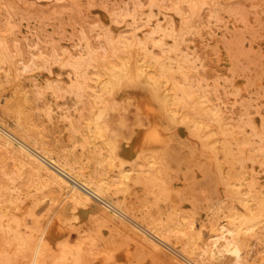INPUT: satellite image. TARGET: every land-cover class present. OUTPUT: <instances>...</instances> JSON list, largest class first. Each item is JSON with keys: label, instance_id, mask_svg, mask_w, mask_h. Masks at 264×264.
Returning a JSON list of instances; mask_svg holds the SVG:
<instances>
[{"label": "bare ground", "instance_id": "6f19581e", "mask_svg": "<svg viewBox=\"0 0 264 264\" xmlns=\"http://www.w3.org/2000/svg\"><path fill=\"white\" fill-rule=\"evenodd\" d=\"M24 1H26V0H24ZM27 1L25 2L26 4H27ZM102 1L105 2L107 0H102ZM118 1L120 2V0H118ZM139 1H141V0H139ZM150 1L153 2L152 0H150ZM154 1H156V2L155 3L153 2V3L156 4L158 0H154ZM164 1H162V4ZM215 1L216 0H171V1L168 0V2L170 4L168 7H165V8L164 7L160 8L159 4L154 5L152 3L155 7H158L159 11L156 13V11L153 10L152 11L153 13H151L150 16H148L150 14V12H146L145 14H143V16H147V17H142V15H140L142 13V9H141V12H138L137 9H135V12L137 11L139 14H133V16H134L133 21L136 24L137 23L138 24L136 26H134L133 29H131L130 27L133 26V24H135L132 21L133 24L129 27L130 29L128 28L129 30H132V32L129 31L130 35H126V34H124L125 31L122 32L121 30H119L118 26L116 25L118 23H114V21L112 22L109 18L110 16L108 17L106 14H102V20L103 21L100 18L99 19L103 22L104 28L106 29V34H104L107 36L106 39L104 38L106 40V46H105L106 50L105 51L108 55L110 54L111 56H113L115 58V61H109L112 59H109V60L107 59L108 61H106V60H104L105 57L101 58V56H99L101 60L99 59L100 63H98V66H92V64L89 65V63H87L85 61V60H87L86 57L91 55V53H88L89 51L87 50V48L89 46L86 48L84 45H82L83 47L86 48V51H88L87 52L88 54L86 53L87 56H85V59L82 60V61L86 62V63H84L85 67L84 68L82 67L84 69V71L81 69L82 72H81V75H79V76H81L82 79L79 78L76 73H75L76 75L74 76V77L77 76L78 79H81V80H79V82L77 81L76 87L78 89H76L75 91H77L79 89L86 88V87H90L92 89V95H93L92 98H94V99H92L94 101V105H92V106L97 109L96 111H94V113L92 115L90 114V112H92V111L89 112V115L91 118V119L89 118L91 120V122L89 120V122H90L89 124L87 123L88 120L84 121L87 123V126H88L87 130H89L88 132H90V149L86 152L85 156H84V152L80 151L83 153L82 156H84V157H79V156H81V154L79 155V154H76L74 152H71L68 156H64L63 155L64 153L62 155H60L59 154L60 146L59 147H58V145L53 146L55 144H58L59 142L55 143V141H54L53 144H50L49 140L47 141L43 137V135H42V137L37 136V133L35 132L36 131L35 126L39 128V126L36 125L38 122L36 120V122H37L36 123L34 120V122H35L34 123L32 121L33 119L31 120L30 115L27 111V108L28 107L34 108L35 111H37L36 113H38L40 115L42 114V112H46L44 115L46 118V115L50 116L49 114L52 113L54 106L52 107L53 104L49 101L48 97L45 98L46 96H44V99L43 98L39 99V97L37 98L34 94H32V92H29L28 89H31V88H28L26 85H25L26 87L24 88V86L21 84L20 76L22 75V73L24 74V72H28V70L25 71L24 69H26L28 67V64H29V68H32V66L30 67V64H31L30 61H29V63H27L25 65H21L20 61H22V60H20V59H19L20 61L17 59L19 61V63L17 61H11V59H10V61H7L6 59H4L5 57L2 58V60H0V149L5 154L11 156L12 159L16 158L17 163L20 166H22L23 168L24 167L28 168L30 170L29 172L32 171L33 174L35 173L37 176L43 178L47 182L46 183L47 185L50 184L53 186L52 190H54V195L52 197H50V199H48L46 197L47 200H49V201L46 205H44V208L50 207L49 206L50 203H53L54 201H56V200L58 201L59 199H61L62 201H69L70 204H72L75 207V208L73 207L74 210L76 208H78V209H81L83 211H88V210L96 211L97 214H94V216L96 218H99L96 216V215H99L98 213H100L101 216L105 220L110 221V222L114 221V218L116 216L119 217L118 219H121V220L117 221V225H118L119 229L121 230L120 233H123L125 235V237L123 236L124 241H126V239H127L130 243V246L128 247V250L126 252L125 257H128L131 254L130 253L131 248L136 243H139V242L142 244H145L146 246H148V248H150L152 251H155V252L159 250V246L168 245V247L169 246L172 247L171 249H173V248L176 249V247H174L172 244L173 243L174 244L182 243L181 250L176 249L178 252L177 255L179 256L178 259H175L176 264H252L248 258V251H249L250 245L252 243H255L257 246H259V249L262 251L261 262L259 261V263L264 264V101L257 103V105L254 106L255 109H253V107H252L253 105L250 106L251 109H253V110L249 109L247 112H245V113H248V118L246 119V122L244 124L245 130H246L244 133H247V135H248L246 142H244L243 144H242V142L240 143L239 138L236 135V131H235V121L238 117V115L236 114L237 106L240 109L239 106L242 105L241 103H243L244 95L246 94V91H245V94H243L242 91H240V89L243 90V88L246 87L245 85L249 86L250 83L248 81L252 80L251 78H254L255 76L258 77L261 74H259V72H258L257 75H255L254 77L252 76L250 79L248 78L249 79L248 81L246 79L248 84H247V82L244 83L241 80L233 79V78H236L238 76H235V74H233V72L236 70V68H235V70H232L233 66H232V69L229 66L232 64V59L229 57L230 55L229 56L228 55H222L221 59H220V62L222 63V65L225 64V66H228V67H226V68H228L227 72L225 71L224 73H221L220 72L221 68L219 69V71H216V69L214 67H212V66H214L213 63L215 62L212 55H215L219 51H217L215 53L214 52L215 50L213 49L214 53L212 52L213 53L212 55L204 54L203 52L200 51V49H202V47L200 46L201 48H199V46H198V45H200L199 43L201 42V41L200 42L198 41L199 38H197V40L195 38L192 39V37H194V36H197V37H203L204 36L205 38H207V37L209 38V36L211 35L210 33L212 30L207 29L205 27L204 28L200 27V25H199L200 23L197 21L201 20V16L199 17V9L200 10L204 9V8L201 9L200 7L201 6L203 7V4L210 6V4L214 3ZM51 2H52V0L49 2V4ZM104 2H103V4H104ZM123 2L121 0V3H123ZM146 2H147V0H146ZM216 2H218V1H216ZM145 3L141 2V4H145ZM251 3H253V2H251ZM263 3H264V0H263ZM31 4H32V2L30 3V5ZM125 4H126V1H125ZM131 4L133 5L135 3L132 2ZM131 4H126V5L129 6ZM136 4H138V3H136ZM141 4L139 2V5H141ZM152 4H150V6ZM217 4L219 5V2ZM34 5H35V2L31 6H34ZM117 5H118V3H117ZM218 5L215 4L216 7ZM260 5H262V4H260ZM100 6L106 7V4L102 5V2H101ZM136 6H138V5H136ZM207 6H206V8H207ZM212 6H214V5L212 4ZM215 6H214V8H216ZM262 6H264V5H262ZM47 7L48 6H46V8ZM125 7H124V9H125ZM142 7L143 6H141V8ZM67 8H69V7H67ZM127 8L128 7H126V9ZM138 8H140V7L138 6ZM150 8H152V7H149V9ZM62 9L65 10V8H62ZM116 9H118V7H116ZM116 9L115 10L111 9V10L116 12ZM120 9L121 10L119 12L122 11V8H120ZM130 10L132 11V9H130ZM133 10H134V8H133ZM221 10H222V8H221ZM112 11H110V9H109V14ZM206 11H205V13H206ZM211 12H209V13L211 14ZM19 13H21V12H19ZM46 13L47 12H45V14ZM60 13L62 14V12H60ZM60 13H58V14H60ZM127 13H125L126 16L130 15L129 17L132 20L131 13L128 15H127ZM143 13H144V11H143ZM209 13L207 15L204 14V16L205 17L208 16ZM213 13L215 14L216 10H214ZM217 13H218V11H217ZM55 14H57V13H55ZM146 14H148V15H146ZM219 14H220V12L217 14V16ZM7 15L8 14H6L5 16L7 17ZM32 15H34V14H32ZM38 15L39 14L36 15L37 17L36 16L34 17L36 20H37V18H39ZM47 15L49 16L50 14L47 13ZM52 15H50V16H52ZM112 15H114V14H112ZM117 15H118V13H117ZM220 15H219V17H220ZM114 16H116V15H114ZM122 16H123V14H122ZM197 16L200 18V20H197V18L195 19V17H197ZM209 16H211V15H209ZM117 17H119V15ZM16 18H19V16H17ZM56 18H58V17H56ZM113 18H115V17H113ZM125 18H127V17H125ZM2 19H1V24L4 22V21L2 22ZM35 19H34V21H36ZM49 19H51V17ZM115 19H117V20H115L117 22L118 18H115ZM120 19H121V17H120ZM221 19L220 20L216 19V20L221 21ZM9 20H11V17ZM32 20H33V17H32ZM40 20H42V18ZM53 20L58 21L54 17L51 20L52 21L51 23H54ZM225 20L226 19H224V22H225ZM228 20H230V19H228ZM125 21H126V19H125ZM211 21H213L212 18H211ZM211 21L209 22V24H211ZM27 22H29V20ZM27 22H26V24H27ZM122 22H124V21H122ZM196 22L199 24H197ZM214 22L215 21H213V23ZM222 22H221V24H222ZM5 23H6V21H5ZM8 23L12 24L11 22H8ZM8 23L6 25H8ZM127 23L131 24V22L130 23L126 22L125 24H127ZM10 24L8 26H10ZM120 24H121V22H119V25ZM205 24H207V23H205ZM205 24H203V25H205ZM231 24H233V21ZM46 25H47V23H46ZM51 25H53V24H51ZM223 25L220 27H223ZM226 25H227V23L225 24V27H223V28H226ZM8 26H6V27L8 28ZM63 26H64V23H63ZM125 26H127V25H125ZM207 26H209V28L215 27L214 25L211 27H210V25H207ZM6 27H5V29H6ZM53 27H55V26L53 25ZM95 27H93V28H95ZM218 27H219V25H218ZM218 27H216V28H218ZM12 28H14L13 25H12ZM16 28H17V26L15 27V29ZM18 28H19V26H18ZM36 28H38V27H36ZM227 28L229 29L230 27L227 26ZM227 28H226V30H224V29L223 30L227 31ZM221 29L222 28H220V30ZM9 30H10V32H8V34L10 33L9 35H11V33L14 34L12 32L13 30L11 31V28ZM33 30H35V29H33ZM59 30L60 29H58V31ZM220 30H219V32H220ZM58 31L56 30L55 34ZM59 32H61V31H59ZM254 32H256V31H254ZM26 33H28V32H26ZM58 33H57V35H58ZM83 33L84 32H82V35H83ZM4 34H6V37L9 36L7 33H4ZM127 34H128V32H127ZM158 34L160 35V38L158 36H156ZM224 34L222 33L220 35H224ZM52 35H51V37H52ZM57 35H55V36L57 37ZM65 35H66V33H65ZM3 36H4V38H6L5 35H3ZM217 36H219V35H217ZM98 37H101V36L99 35ZM213 37L214 36H212L211 39L214 40ZM60 38H61V34H60ZM48 39H51V38L49 37ZM67 39H69V37ZM194 39L196 42L198 41L199 43L197 44L195 41H193ZM18 41H19V39H18ZM39 41H41V40L39 39ZM60 41H64L63 38ZM69 41H70V39H69ZM1 43H0V45H1L2 49H0V50L2 51L4 45L7 43L3 42L4 45ZM16 43H18V42L16 41ZM74 43H77V42H74ZM83 43H84V41H83ZM100 43H99V45H100ZM207 43H208V41H207ZM212 43H213V41H212ZM39 44L37 43L36 45H39ZM214 44H215V42H214ZM36 45H34L33 48L37 47ZM49 45H51V44H49ZM201 45H202V42H201ZM23 46H25V45H23ZM153 46H159V48H161V50H162L161 52H163L162 56L159 53V55L161 57H159V58H158V56L156 57V55L154 54V52L152 50L154 48ZM205 46H206L205 48H207V44ZM18 47H17V50L19 49ZM38 47H40V46H38ZM70 47H71V45H70ZM96 47H99V46H97V44H96ZM105 47H103V50ZM208 47H209V45H208ZM211 47H214V46H211ZM211 47H209V48H211ZM219 47H216V48H219ZM5 48H6V46L4 47V49ZM33 48L31 49V47H30V49L32 50V51H30L31 52L30 54H32V52L34 51ZM40 48H42V47H40ZM205 48H203V51L207 52L206 50H204ZM156 49H157V47H156ZM96 50H94L95 51L94 53H97ZM216 50H218V49H216ZM42 52H43V50L41 51V54H42ZM80 52H82V51H80ZM99 52H101V51H98V53ZM227 52H229V51H227ZM3 53L0 52L1 55ZM44 53H46V49L44 50ZM37 54H39V52ZM217 54L219 56L220 52ZM53 55H51V56H52V58L54 57V59H55V57L57 55L56 56H53ZM18 56H16V58H18ZM36 56H38V55H36ZM82 56H83V54H82ZM111 56H109V57L111 58ZM44 57L46 58L45 55H44ZM58 57H59V55H58ZM39 58H40V56H39ZM45 58L43 59L44 64H46L50 60L48 58H46L48 60H45ZM79 58L80 57H78V59ZM33 59H35V57ZM81 59H82V57H81ZM36 61L37 60H35L33 62L31 59V62H33L34 64ZM45 61H47V62H45ZM62 61H63V58H62ZM217 61H218V59H217ZM50 62H51V60H50ZM62 64H64V62ZM62 64L60 65V67L62 66ZM216 64H217V62H216ZM41 65H40V70L43 68V67L41 68ZM53 65H55V64H53ZM35 66H36V64H35ZM46 66H48V65L46 64ZM46 66H45V69H46ZM49 66H51V65H49ZM49 66H48V68H49ZM63 67L65 68L66 66H62L60 69H62ZM213 68L215 69V71L213 70ZM230 69L233 72L229 71ZM46 70L50 71V69H46ZM242 70H243V67H242ZM37 71L38 70L34 69V71H31V72L36 73ZM56 71H57V69H56ZM41 72H40V74H42ZM230 72H231V74H230ZM263 72L260 71V73H263ZM50 73H52V72L50 71ZM50 73L48 72L49 75H50ZM53 73H56V72H53ZM28 74L30 75L31 73L29 72ZM56 74H57V76H59L58 73H56ZM65 74L68 76V75H70V72H69V74H68V72ZM78 74H80V71ZM46 75H47V73H46ZM46 75H44V76L46 77ZM231 75H234L235 77L233 76V78H232ZM52 76H54V75H52ZM28 78H29V76L27 78H24V79H28ZM258 78H257L258 79L257 81H255L256 79L254 80L255 82L253 81L256 84V86L260 84V79L262 77L259 76ZM263 78H264V76H263ZM30 79H33V78H31V76H30ZM48 79H46V80H48ZM69 79L72 82L71 77ZM70 80H68V81L70 82ZM38 81H36L35 83H38ZM48 81H51V80H48ZM54 81H56V80H54ZM54 81H51V83H53ZM60 81L61 80H59V83H60ZM63 81H64V79H63ZM65 81H66V79H65ZM90 81H92L94 83L90 84ZM33 82H34V80H32V84H33ZM57 83H58V81H57ZM65 83L63 82L64 86H65ZM74 83H76V82H74ZM74 83H72V84H74ZM251 83H252V81H251ZM30 84H31V82H30ZM39 84H37V86ZM43 84H42V87L43 86L45 87V85H43ZM61 84H62V81H61ZM262 84H264V83H262ZM137 85L146 86L148 88V92L146 94H141V93L137 92L136 91ZM37 86L36 87L32 86V87H35L34 89L37 90L36 89ZM48 86L51 87V89H52V85L49 84ZM64 86H62V88ZM42 87H40V88H42ZM56 87H58V86H56ZM54 88L55 87H53V91H54ZM70 88H72V87H70ZM263 88H264V86H263ZM44 89H46V87L43 88V90ZM47 89H48V87H47ZM47 89H46V91H47ZM51 89H49V90H51ZM56 89L59 90V88H56ZM258 89H259V86H258ZM5 90H10L11 92L8 93L7 97H2L4 95L3 91H5ZM63 90H64V88H63ZM69 90H67V91H69ZM32 91H34V90H32ZM53 91L51 90L50 92H53ZM75 91L73 88V92H75ZM252 91L253 90H251V92ZM254 91H255V89H254ZM256 91H258V90H256ZM35 92H37V91H35ZM45 92H43L44 95L48 94ZM65 92L62 94L63 96L65 95ZM70 92H72V91L70 90L69 93ZM82 92H81V95H82ZM53 93L56 96H58L56 94L57 93L56 91ZM58 93H59V91H58ZM60 93H61V91H60ZM77 93H78V91H77ZM77 93H75L76 96L78 95ZM85 93H86V91H85ZM253 93L255 94V92H253ZM259 93H260V91H259ZM263 93L264 92H262V94ZM41 94H42V92H41ZM257 94H258V92H257ZM257 94H255V95H257ZM70 95H71V93L69 95H67V97ZM53 96L54 95H52V96L50 95V97H53ZM79 96H80V94H79ZM79 96H78V99H75L76 97L74 98V96H73V98L75 99L76 102L72 98L73 99V100L71 99L72 105H73V102H74V104L75 103L78 104L77 102H79V98L80 97L82 98V96H80V97ZM257 96L255 98H257ZM64 97H62V100L64 101V103L62 102V100L60 98V101L63 104H65V102H66L65 99L66 100L68 99V98L64 99ZM263 97L264 96L262 95L261 98H263ZM55 99H59V98H57V97L54 98L53 102H55ZM248 99L253 100V98H249V97H248ZM247 101L249 102V100H247ZM257 101H258V99H257ZM254 102H256V101H254ZM56 103L57 102H55V105H56ZM239 103H240V105H239ZM247 103H246V105L249 104V103L248 104ZM59 104L60 103L58 102L56 106L63 105V104H60V105ZM80 104H78V106H81ZM68 105H69V103L67 104V106ZM244 105L245 104H243V108L245 109ZM67 106L65 105L66 108H67ZM70 106L71 105H69L68 107H70ZM71 107H75V105L71 106ZM71 107H70V109H73ZM56 108H58V107H56ZM66 108H64V109H66ZM70 109H68V110L72 111ZM78 109H80V108L78 107ZM241 110H239V111H241ZM31 111L29 110L30 114L33 113ZM58 111H59V109H58ZM239 111L237 113H239ZM72 112H71V115L73 114ZM74 112L77 113L78 111L77 112L74 111ZM84 112H86V110ZM10 113H13V115H14L13 119L8 118ZM47 113H49V114H47ZM53 113L55 114V117L60 115V117L58 116L59 119L63 116V114H60V112L58 115H56L54 110H53ZM64 113H65V111H64ZM79 113H80V111H79ZM65 114H64V116H65ZM35 116H37V118L39 120L38 115H35ZM42 116H40V117L42 118ZM51 116H52V114H51ZM74 116H75V114H74ZM80 116H81V114H80ZM243 116L245 117L247 115L244 114ZM65 117H63V118H65ZM51 118H50V120H51ZM68 118H69V115L66 119H68ZM47 120H48V122L50 121L49 119H47ZM52 120H51V122H52ZM61 120H62V118H61ZM64 120H62V121H64ZM69 120H70V118H69ZM45 121L46 120H44V122ZM53 122L55 123L57 121L54 120ZM79 122H80V119H79L78 123ZM55 124L52 123V126L54 125L53 127H55ZM61 124H63V122H61ZM82 124H84V126H86L85 123H82ZM240 124H242V122H240ZM56 125H59V124H56ZM46 126H48V123ZM62 126H63V128H64V126L67 127L66 125H61V127ZM76 126H77V124H76ZM79 126H80V124H79ZM81 126H83V125H81ZM68 127H69V125H68ZM72 127H70V128H72ZM80 127H79V129H80ZM81 128L83 131V127H81ZM84 128H86V127H84ZM241 128H243V127H241ZM39 129H42V126ZM55 129L58 130L59 128H54V130H51L52 133H53V131H56ZM64 129H67V128H64ZM79 129H77V130H79ZM38 130H37V132H39ZM43 130H47V127L45 129V126H44ZM43 130H41V132ZM73 130H75L74 131V134H75L76 129H72V131ZM87 130L85 129V131H87ZM59 131L60 130L57 131L58 134H59ZM45 132L48 133L49 131L47 130V131H44V133ZM78 132L80 135L81 131H78ZM82 133H84V131ZM38 135H39V133H38ZM71 135L72 134H70V136ZM46 136H48L50 139V135H46ZM52 136L53 135H51V137ZM54 140H56V138ZM58 141H60V139H58ZM82 141H83V143H85L83 138H82ZM50 142H51V140H50ZM69 142L72 143V141H69ZM61 143H64V142L62 141ZM79 143H80V141H79ZM77 144H78V142H77ZM87 144L85 143V145H87ZM99 145H102V148L104 147L103 149H105V152H102V150H101V152L96 150V147ZM67 147H69V146H67ZM64 148H65V146H64ZM75 148H76V146L74 147V149ZM61 149H63V148H61ZM69 149L71 150L72 148H69ZM74 149H72L71 151H73ZM83 149H84V147H83ZM84 150L86 151V148ZM185 152H187V154L190 152L192 154L195 153V155L197 154V157L194 158V160L193 159L191 160V158L188 157L189 154L187 156ZM67 153L68 152H66V154ZM179 154H183V156H181ZM192 154H191V156L193 158L194 155H192ZM14 160L15 159H13V161ZM226 162L232 163V171L230 170L231 172H229V173H227L228 170H226V167H225ZM126 163H128L129 165L125 166ZM150 163H152V164L150 165ZM145 164L146 165L148 164L150 166V168H152L151 167L152 165L154 168V166L156 164H158V167H159L158 171L159 172L161 171L160 173L162 174V176L158 177V178L154 177L156 175H152V177L149 175V177H146L143 179L146 181H147V179L150 180L152 182V186L154 185L155 188L159 187V189H156V191H154L155 194H152V195H156L158 193L157 190H160L158 195H162L161 192H163L164 197L169 198L172 201L174 200L173 202L176 203L174 206L171 207V211H169L168 214L164 213L165 215H163V212H162V209L164 208V206L160 207L159 206L160 203L158 205L157 204L152 205L151 207L149 206L151 209L148 210V212L143 213V216H142V219L145 222L144 224L146 226L134 218V217L138 216L137 212L139 211V207H140L138 204L139 201H138V203H136L134 201L136 204H138V206H137L136 204L134 205V202H133V200H135L136 198H134L132 200L133 203L128 201V199H127L128 195L134 191V189L137 187V185H140V184H138V181L142 180L143 175L141 174L142 175V177H141L139 173L141 171L143 172L144 169L142 167H144ZM1 165H2V163H1ZM104 165H105V167H104ZM15 166H17V165H15ZM7 167H8V165H7ZM22 167L20 168L21 171H23ZM1 168H4V167L0 166V170H1ZM17 168H16V171H17ZM108 168H109V170H108ZM8 169L6 168L7 171H8ZM176 170H179L180 174L179 173H177V174L178 175L182 174L184 180L187 178L186 179L187 181H188V179H192L193 174H194V172H193L194 170L202 171L205 173V175L207 177L206 179L210 184H213V185H216L217 183L222 184L224 186V189L221 192H218L219 193L218 199L214 202L213 205L209 204L210 206L208 205V207H207V204L202 205V202L204 199L203 198L201 205L202 206L206 205V206L199 207L200 205L196 206L193 203L194 204V205L192 204L193 206L187 207L186 205H184L183 202H180V198L182 197L181 191L178 193L179 189L177 188V191H175V189L173 188L174 185L172 183L171 173L175 172V174H176V172H177ZM4 171H5V169H4ZM13 171H15V170H13ZM210 171H211V173L214 172L216 175L213 176L214 173L212 175L210 173ZM112 172L116 173L115 177L117 176V178H119L118 180H120L119 182L116 181L117 184H119L118 186H117V184L115 185V181L113 182V180L116 178L112 179V177H114L111 174ZM148 172L152 173L150 170H148ZM32 173H30V174H32ZM1 174L5 175L3 173H1ZM17 175H20V174H17ZM23 175L24 174H21V176H23ZM11 176H12V174H11ZM15 176L16 175H14V177ZM29 176L30 177L27 176L29 179L32 178L31 175H29ZM33 176H35V175H33ZM8 177H10V176H8ZM36 178H38V177H36ZM179 178L180 177L178 176L177 180H179ZM16 180L17 179H15L14 181H16ZM202 180H204V178ZM10 181H12V180H10ZM19 181H21V179ZM7 182H9V181H7ZM142 182H141V185H142ZM199 182H200V180H199ZM3 183L0 185H4ZM29 183H31V179L29 180ZM189 183H190V181H189ZM143 184H144V182H143ZM146 184L148 185V183H146ZM192 184H193V182H192ZM33 185H35V184H33ZM186 185H185V188L191 186L190 184H188L189 186L187 185V187H186ZM206 185H209V184L207 183ZM144 186L147 188V186L145 184H144ZM193 187L195 188V185ZM28 188L26 187L27 191L29 190ZM34 188L37 189L38 187L34 186ZM194 188L191 190H194ZM211 188L213 189V187H210V189ZM152 189H154V188H152ZM144 190H146L145 193L149 192L147 189H144ZM180 190H181V188H180ZM208 190L205 189L206 192ZM214 190H215V187H214ZM215 191L217 192V189ZM215 191H214V193L217 197V193ZM15 192H16V189H15ZM137 192L138 191H136L135 193L137 194ZM189 192H191V191L189 190ZM206 192H205V194H207ZM25 193H27V192H25ZM25 193H21V194H25ZM199 193H203V190L201 192L199 191ZM209 193H211V192L209 191ZM158 195H156V196H158ZM187 195H189V194H186L183 198L187 197ZM197 195H199V194H197ZM107 196H113L114 197V199H112L113 201L108 200ZM156 196H154V197H156ZM190 196L192 197V195H190ZM210 196H212V195H210ZM27 197H25V198H27ZM130 197H131V195H130ZM194 197H195V195H194ZM207 197H209V196H207ZM36 198L39 199L38 197H36ZM183 198H181V199H183ZM187 198H189V197H187ZM44 199L42 197L39 200H40V202L44 203V202H46V201H44ZM92 199L97 201L101 206L106 208L109 212L106 210H103L100 206L96 205ZM137 199L139 200V198H137ZM162 199L163 198H161L160 200H162ZM192 199H193V197L190 198V200H192ZM142 200H143V198H142ZM156 200H157V197H156ZM163 200L166 201L165 199H163ZM185 200H188V202L190 204L192 203L191 201H189V199H185ZM205 200L207 201L206 197H205ZM208 200H209V198H208ZM36 201L38 203V200H36ZM8 202H9V199H8ZM147 202H145V206H146ZM150 202H152V201H150ZM153 202L157 203L156 201H153ZM235 202H238L240 204L241 210H239L236 207V205L234 204ZM33 204H35V202ZM199 204H200V202H199ZM1 205H2V203H1ZM35 205H37V204H35ZM59 205H60V200H59ZM61 205H64V204L61 203ZM72 205H71V208H72ZM168 205L169 204H167V206ZM63 207H62V209H63ZM140 208L142 209V207H140ZM146 208H147V206H146ZM206 208H208V209L206 210ZM29 210H30V207H29ZM70 210H73V209H70ZM167 210H169V209H167ZM0 211H1V209H0ZM27 212H28V207L26 204H17L15 210H13V211L7 210V211H5V213L1 212V213H3L2 215L4 217L6 216V218H7V221L9 224V225L8 224L7 225L10 228V232H11V238L10 239H12V241H9L10 239L5 240L8 242L7 244H9V242L11 243L10 247H9L10 249L8 248V250H9L8 255H10L12 252H15L14 250H16L17 251L16 254L18 253L22 257V263L21 264H40V263L51 264L53 262L54 258L58 255L61 257L60 259H65V258L73 259L72 261H76L78 263L80 262V258L82 256L86 258V256H85L86 254L84 253L81 256V253H83V252L80 251L84 247H82L81 249H79V248L77 249L76 244L79 245L80 242H78L76 244L73 243V241L72 242L68 241V242L62 243V244L56 242L57 237L60 235V233L58 231L60 229L61 221L59 219H57L53 223V225H52L53 227L51 230H46V227H44V226H42V228H40V230H39V229H37L38 227L33 228L34 227L33 224H32L33 227L31 226V228H28L27 227L28 225L26 226L27 223L24 219V215ZM204 212L205 213L209 212V213L205 214ZM32 213H34V212H32ZM3 216H1V217H3ZM68 216L69 215H67V217ZM198 218H201L200 223L197 222ZM34 220H33V222H34ZM100 221H102V220H100ZM107 221H105L104 223H106ZM37 222H38V220H37ZM36 223H34V224L36 225ZM39 223H40V221H39ZM63 223H64V221H63ZM104 223H102V225ZM127 223L129 224V226L126 225ZM4 225L1 223V227ZM114 225H115V223H114ZM130 225L133 228L140 231L143 235H145V237L137 235L134 232H132L131 229L129 228ZM115 226H113V227L116 228ZM205 226H207V228H208L206 231H205ZM29 227H30V224H29ZM113 227H112V229H113ZM106 228H107V226H106ZM108 229L112 230L111 227L110 228L108 227ZM119 229H117L118 231L116 230L118 233H119ZM5 230L6 229L4 228L3 231H5ZM113 231H115V229ZM113 233L115 235V232H113ZM2 234H4V233H2ZM78 236L80 237V235H78ZM117 236H120V235H117ZM120 237H121L120 239H122V236H120ZM81 238H82V236H81ZM84 238H86V237L84 236ZM87 238L89 239V237H87ZM92 238L94 239L93 236H92ZM93 239H92V241H93ZM72 240H73V238H72ZM1 241H3V240H1ZM96 241H98V240H95L94 242H96ZM170 243H172V244H170ZM3 244H5V243H2V245ZM81 244H82V241H81ZM95 244H97V243H95ZM11 246H12V248H14L13 251L11 250ZM90 246H91V242H90ZM89 247H88V249H89ZM91 247H93V246H91ZM85 248L87 249L86 246H85ZM139 249H138V251H140ZM136 250L137 249H135V251ZM10 251H12V252H10ZM85 251H87V250H84V252ZM91 251H88V253ZM106 251H108V250H106ZM99 252L102 253V250H100ZM103 252H105V251H103ZM96 253L97 252H95L94 255H96ZM172 253H174V252H172ZM28 254H30L31 257L28 260H25V258L29 257ZM137 254H136V256H137ZM252 254H254V253H252ZM8 255L5 254V256H7L6 260L10 259V257ZM89 255H90V253L88 254V256ZM177 255H173V256L176 257ZM104 256L102 255V258ZM12 257H14V254L12 255ZM97 257L99 258V256H97ZM60 259H59V262H61ZM87 259H89V258H87ZM90 259H91V257H90ZM90 259H89V261H92ZM14 260H15V258H14ZM10 261H12V258ZM14 262H16V260ZM83 262H84V264H87V263H85L86 261H83ZM91 263L94 264L95 262H91ZM104 263H105V260H104ZM5 264H7V263H5ZM13 264H15V263H13ZM56 264H60V263H56ZM88 264H89V262H88ZM99 264H101V262H99Z\"/></svg>", "mask_w": 264, "mask_h": 264}, {"label": "rangeland", "instance_id": "374dc122", "mask_svg": "<svg viewBox=\"0 0 264 264\" xmlns=\"http://www.w3.org/2000/svg\"><path fill=\"white\" fill-rule=\"evenodd\" d=\"M3 1V2H2ZM27 1V0H26ZM26 1H24V0H0V24H1V19H2V24L0 25V41L2 42H0L1 44H3L4 45V43H7V44H5L4 45V47L6 46V48L8 49H4V47H3V50L1 51L0 50V52H4L2 55L0 54V60H2V58H4V59H6L7 61H10V59H11V61H17L18 63H19V61L20 60H22V61H20V64L21 65H25V64H27V63H29V61H30V67L32 66V68H29V64H28V67L26 68V69H24L25 71L26 70H28V72H24V74L22 73V77L20 76V80H21V84L24 86V88L27 86L28 88H31V89H28L29 90V92H32V94H34L37 98L39 97V99L41 98H43L44 99V96H46L45 98H47L48 97V99H49V101L53 104L52 105V107L54 106V108H53V110L55 111V113H56V115H58L59 114V112H60V114H63V116L61 117L62 118V120H64V121H62L61 120V118L59 119V117H60V115H58V116H56L55 117V114L53 113V110H52V116H51V114H49V113H47V114H49L50 116H48V115H46V118H45V113L46 112H42V114L40 115V114H38V113H36L37 111H35V109L34 108H30V107H28L27 108V111H28V113H29V115H30V118H31V120L34 122V120H35V122H36V120H37V124L36 125H38L39 126V128H41V126H42V129H39L38 127H36L35 126V128H36V133H37V136H39V137H42V135H43V137L48 141L49 140V143L50 144H53V142L55 141V143H58V144H55V145H53V146H57L58 145V147L60 146V148H59V154L60 155H62L63 153V155L64 156H68L71 152H74V153H76V154H81V156H79V157H84L85 156V154H86V152L90 149V132H88L89 130H87L88 129V126H87V123L89 124L90 122H91V118H90V115H89V112L90 111H92V112H90V114L92 115L93 113H94V111H96L97 109L96 108H94L92 105H94V101L92 100V99H94V98H92L93 97V95H92V89L90 88V87H86V88H83V89H79V90H77L78 91V93H77V91H75L76 89H78L77 87H76V85H77V81L79 82V80H81L82 78H81V76H79V75H81V72H82V70L84 71V67H85V64L84 63H89V65H91L92 64V66H98V63H100V61H99V59H100V57L99 56H101V58H104L105 57V59L104 60H106V61H108L109 59H112V60H109V61H115V58L113 57V56H111L110 54L108 55L107 53H106V35H104V34H106V29L104 28V25H103V20H102V14H106L109 18H110V20L113 22L114 21V23H118V24H116L117 26H118V28H119V30H121L122 32H124V34H126V35H130L129 33L130 32H132V30H129L130 28L131 29H133V27L134 26H136L137 24L133 21V14H139L138 12H141V9H142V13L140 14V15H142V17H147V16H143V14H145L146 12H150V14L148 15V14H146V15H148V16H150L151 15V13H153L152 11L153 10H155L156 11V13L159 11V9H158V7H155L154 5H156V4H159L160 5V8H165V7H168L169 6V2H168V0H158L157 1V3L156 4H154L156 1H154V0H152L153 2H151L150 0H147V2H146V0H141V1H139V0H125L126 1V4H131L132 2L133 3H135V4H131V5H126L125 4V1L124 0H122V2L123 3H121V0H120V2L118 1V0H107V1H102V0H52V4L50 3L49 4V2L51 1V0H28L27 1V4L25 3ZM40 3H39V2ZM146 3H145V2ZM160 1V2H159ZM162 1H164L163 2V4H162ZM171 1V0H170ZM216 1H218L219 2V5L217 4L218 2H216ZM214 3H212L214 6H215V4L216 5H218L216 8H214V6H212V4H210V6L208 5H205V4H203V7L201 6L200 8L202 9V8H204V9H202V10H200L199 9V17L201 16V20H200V18L197 16V17H195V19L197 18V20H200V21H197V22H199V23H197V24H199L200 25V27H205V28H207V29H211L212 31H211V35L209 36V38L207 37V38H205L204 36V38L203 37H197V36H194V37H192V39L193 38H195L196 40H197V38H199L198 39V41L200 42H202V45H201V42L199 43L198 41L196 42L195 41V39L193 40V41H195L197 44L199 43L200 45H198L199 46V48H201L202 47V49H200V51L201 52H203L204 54H210V55H212L214 52L216 53L217 51H219L220 52V54H219V56H218V54L217 53H219V52H217L215 55H212L213 56V58H214V63H213V65L214 66H212V67H214L215 69H216V71H219V69L221 68V70H220V72L221 73H224L225 71L227 72V70H228V68H226V67H228V66H225V64H223L222 65V63L220 62V59H221V56L222 55H230L229 57L232 59V64L231 65H229L230 66V68L232 69V66H233V69L232 70H235V68H236V70L233 72L231 69L229 70V71H232L233 72V74H235V76H238V77H236V78H233V76L234 75H231V77L233 78V79H236V80H241V81H243L244 83H246L252 76L254 77L255 75H257V73L259 72V74H261V75H259L260 77H262L261 79H260V84L259 85H257L256 86V84L254 83L255 81H257L259 78V76L257 77V76H255L254 78L256 79H254V78H251L252 80H250V81H248L249 83H250V87L248 86V85H245L246 87L245 88H243V90L242 89H240V91H242V93L243 94H245V91H246V94L244 95V99H243V103H241L242 105H240V103H239V107H240V109L238 108V106H237V110H236V114L238 115V117H237V119H236V121H235V131H236V135L238 136V138H239V142L241 143L242 142V144L244 143V142H246V139L248 138V135H247V133H244L246 130H245V127H244V124H245V122H246V119L248 118V113H245V112H247L249 109L250 110H253V109H255L254 108V106L255 105H257V103H260V102H262V101H264V97L263 98H261V96L263 95L264 96V93L262 94V92H264V88H263V86H264V84H262V83H264V78H263V74H264V6H262V5H264V3H263V0L261 1V0H216ZM13 2V3H12ZM32 2V4H34V2H35V5L34 6H31L30 5V3ZM44 4H43V3ZM48 2V3H47ZM101 2H102V5H104V4H106V7H101L100 5H101ZM103 2H104V4H103ZM113 2V3H112ZM128 2V3H127ZM139 2H140V4H141V2H143V3H145V4H141V5H139ZM150 2V3H149ZM251 2H253V3H251ZM25 3V4H24ZM109 3V4H108ZM112 5H111V4ZM116 3V4H115ZM117 3H118V5H117ZM136 3H138V4H136ZM149 3V4H148ZM154 5H153V4ZM114 4V5H113ZM121 4V5H120ZM150 4H152L151 6H150ZM260 4H262V5H260ZM45 5V6H44ZM123 5V6H122ZM135 5V6H134ZM136 5H138L140 8H138V6H136ZM46 6H48L47 8H46ZM98 6V7H97ZM121 6V7H120ZM128 7L127 9H126V7ZM134 6V7H133ZM141 6H143L142 8H141ZM154 6V7H153ZM206 6H207V8H206ZM67 7H69V8H67ZM116 7H118V9H116ZM124 7H125V9H124ZM149 7H152V8H150L149 9ZM210 9H209V8ZM53 8V9H52ZM62 8H65V10L64 9H62ZM67 8V9H66ZM102 8V9H101ZM106 8V9H105ZM110 9V11H112V10H115L116 9V12L118 13V15H119V17H117L118 15H117V13L115 12V11H112V12H110V14H109V9ZM120 8H122V11L121 12H119L121 9ZM133 8H134V10H133ZM221 8H222V10H221ZM72 9V10H71ZM75 9V10H74ZM78 9V10H77ZM87 9V10H86ZM112 9V10H111ZM130 9H132V11L130 10ZM135 9H137V11L135 12ZM212 9V10H211ZM218 9V10H217ZM118 10V11H117ZM124 10V11H123ZM130 10V11H129ZM149 10V11H148ZM207 10V11H206ZM210 10V11H209ZM214 10H216V15L213 13L214 12ZM221 10V11H220ZM72 11V12H71ZM106 11V12H105ZM143 11H144V13H143ZM201 11V12H200ZM205 11H206V13H205ZM212 11V12H211ZM217 11H218V13L220 12V14L222 15H220V17H219V15L217 16ZM19 12H21V13H19ZM32 12V13H31ZM35 12V13H34ZM45 12H47L48 14H50V15H52L54 12L55 13H57V14H53L52 16H48L47 15V13L45 14ZM60 12H62V14L60 13ZM74 12V13H73ZM90 12V13H89ZM116 14H115V13ZM128 12V13H127ZM133 12V13H132ZM204 12V13H203ZM209 12H211V14L209 13ZM39 14L38 15V17L39 18H37V20L34 18L37 14ZM58 13H60V14H58ZM97 13V14H96ZM114 14V15H116V16H114V15H112V14ZM123 14V16H122V14ZM125 13H127V15L128 14H130L131 13V18H132V20L130 19V15H128V16H126V14ZM202 13V14H201ZM209 13V15H211V16H204V14H208ZM6 14H8L7 15V17L5 16ZM12 16H11V15ZM32 14H34V15H32ZM44 14V15H43ZM65 14V15H64ZM28 15V16H27ZM46 15V16H45ZM55 15V16H54ZM121 15V16H120ZM225 15V16H224ZM5 16V17H4ZM17 16H19V18H16ZM10 17H11V20H9L10 19ZM15 19H13V18ZM32 17H33V20H32ZM37 17V16H36ZM42 18V20H40L41 18ZM51 17V19H49ZM55 17V19H57L58 21H56V20H53V22L54 23H51L52 21V19ZM56 17H58V18H56ZM61 17V18H60ZM112 17V18H111ZM113 17H115V18H118V21L119 22H121V24L119 25V22L117 21H115V20H117V19H115V18H113ZM120 17H121V19H120ZM123 17V18H122ZM125 17H127V18H125ZM6 18V19H5ZM98 18V19H97ZM102 20H100V19ZM211 18L213 19V21H215L214 23H213V21H211ZM215 18V19H214ZM222 18V19H221ZM226 19L225 20V22H224V19ZM17 19V20H16ZM34 19L36 20V21H34ZM121 21H120V20ZM125 19H126V21H125ZM216 19H221V21H219V20H216ZM228 19H230V20H228ZM29 20V22H27ZM33 22H32V21ZM60 20V21H59ZM233 21V24H231L232 23V21ZM5 21H6V23H5ZM11 22L12 24H10V23H8V22ZM27 22V24H26V22ZM50 21V22H49ZM122 21H124V22H122ZM135 23V24H133V22ZM211 21V24H209V22ZM217 21V22H216ZM224 23H223V22ZM15 22V23H14ZM17 22V23H16ZM102 22V23H101ZM126 22H131V24H125ZM203 22V23H202ZM221 22H222V24H221ZM8 23V25L10 24V26H8V25H6ZM25 23V24H24ZM32 23V24H31ZM38 23V24H37ZM46 23H47V25H46ZM63 23H64V26H63ZM202 23V24H201ZM205 23H207V24H205ZM219 25V27H218V25ZM220 23V24H219ZM227 23V25H226V28H227V26L228 27H230L229 29L227 28V31H224V30H226V28H223V27H225V24ZM4 24V25H3ZM15 24V25H14ZM17 24V25H16ZM24 24V25H23ZM49 24V25H48ZM51 24H53L55 27H53V25H51ZM56 24V25H55ZM133 24V26H131ZM203 24H205V25H203ZM224 24V25H223ZM3 25V26H2ZM12 25H13V27L14 28H12ZM32 25V26H31ZM66 25V26H65ZM96 27H95V26ZM98 25V26H97ZM125 25H127V26H125ZM129 25V26H128ZM207 25H210V27L211 26H215V27H211V28H209V26H207ZM217 25V26H216ZM223 25V27H220V26H222ZM6 26H8V28L10 29L11 28V31L14 33V34H12L11 33V35H9L8 34V32H10V30L6 27ZM17 26V28L15 29V27ZM18 26H19V28H18ZM26 26V27H25ZM52 26V27H51ZM92 26V27H91ZM131 26V27H130ZM3 27V28H2ZM5 27H6V29H5ZM36 27H38V28H36ZM58 27V28H57ZM61 27V28H60ZM93 27H95V28H93ZM124 27V28H123ZM126 27V28H125ZM130 27V28H129ZM216 27H218V28H216ZM29 28V29H28ZM31 28V29H30ZM83 30H82V29ZM101 28V29H100ZM105 30H104V29ZM129 28V29H128ZM220 28H222L221 30H220ZM5 29V30H4ZM8 29V30H7ZM33 29H35V30H33ZM58 29H60L59 31H61V32H59L58 31ZM95 29V30H94ZM100 29V30H99ZM103 29V30H102ZM126 29V30H125ZM216 29V30H215ZM218 29V30H217ZM224 29V30H223ZM7 30V31H6ZM33 32H32V31ZM56 30L59 32H57L58 33V35H57V33L55 34V32H56ZM70 30V31H69ZM80 30V31H79ZM97 30V31H96ZM219 30H220V32H219ZM92 31V32H91ZM130 31V32H129ZM254 31H256V32H254ZM26 32H28V33H26ZM44 32V33H43ZM46 32V33H45ZM82 32H84L83 33V35H82ZM127 32H128V34H127ZM217 32V33H216ZM224 34L225 32V34L224 35H220V34H222V33ZM3 33V34H2ZM4 33H7L9 36H7L6 37V34H4ZM20 33V34H19ZM65 33H66V35H65ZM97 33V34H96ZM213 33V34H212ZM215 33V34H214ZM234 33V34H233ZM31 34V35H30ZM53 34V35H52ZM57 35V37L55 36V35ZM60 34H61V38H60ZM69 34V35H68ZM103 34V35H102ZM3 35H5V37L7 38H4V36ZM37 35V36H36ZM50 35V36H49ZM51 35H52V37H51ZM77 35V36H76ZM101 36V37H98V36ZM217 35H219V36H217ZM259 35V36H258ZM15 36V37H14ZM36 36V37H35ZM74 36V37H73ZM83 36V37H82ZM156 36H158L159 38H160V35L158 34V35H156ZM212 36H214L213 38H214V40L213 39H211V37ZM233 36V37H232ZM11 37V38H10ZM17 37V38H16ZM21 37V38H20ZM27 37V38H26ZM38 37V38H37ZM50 37L51 39H48V38ZM69 37V39H70V41H69V39H67ZM85 37V38H84ZM92 37V38H91ZM98 37V38H97ZM157 37V38H158ZM2 38V39H1ZM16 38V39H15ZM26 38V39H25ZM63 38V40L64 41H60L61 39ZM78 38V39H77ZM97 38V39H96ZM105 38V39H104ZM158 38V39H159ZM6 39V40H5ZM18 39H19V41H18ZM38 39V40H37ZM39 39L41 40V41H39ZM67 39V40H66ZM73 39V40H72ZM201 39V40H200ZM210 39V40H209ZM81 40V41H80ZM86 40V41H85ZM101 42H99V41ZM6 41V42H5ZM16 41L18 42V43H16ZM27 41V42H26ZM39 41V42H38ZM53 41V42H52ZM66 41V42H65ZM69 41V42H68ZM77 42V43H74V42ZM83 41H84V43L86 44H84L83 43ZM207 41H208V43H207ZM212 41H213V43H212ZM239 41V42H238ZM4 42V43H3ZM52 42V43H51ZM61 42V43H60ZM64 42V43H63ZM88 42V43H87ZM100 43V45H99V43ZM105 42V43H104ZM214 42H215V44H214ZM217 42V43H216ZM39 44V45H36V44ZM42 43V44H41ZM51 44V45H49V44ZM70 43V44H69ZM80 44V45H79ZM88 44V45H87ZM96 44H97V46H99V47H96ZM105 44V45H104ZM207 44V48H205L206 46L205 45ZM218 44V45H217ZM2 45V46H3ZM17 45V46H16ZM20 45V46H19ZM23 45H25V46H23ZM31 45V46H30ZM34 45H36L37 47L38 46H40V47H42V48H40V47H35V48H33V46ZM70 45H71V47H70ZM82 45H84L86 48H87V50L89 51H86V48L85 47H83ZM103 45V46H102ZM204 45V46H203ZM208 45H209V47H211V46H214V47H211V48H209L208 47ZM217 45V46H216ZM19 46V47H18ZM53 46V47H52ZM201 46V47H200ZM220 46V47H219ZM223 46V47H222ZM17 47L19 48L18 50H17ZM29 47V48H28ZM30 47H31V49L33 48V52H32V54H30L31 52L30 51H32L31 49H30ZM48 47V48H47ZM51 47V48H50ZM74 47V48H73ZM102 47V48H101ZM103 47H105L104 48V50H103ZM154 48L152 49L153 50V52H154V54L156 55V57L158 56V58L159 57H161L162 56V54H163V52H161L162 50H161V48H159V46H153ZM156 47H157V49H156ZM216 47H219V48H216ZM37 48V49H36ZM44 48V49H43ZM54 48V49H53ZM85 48V49H84ZM95 48V49H94ZM203 48H205L204 50H206L207 52H205V51H203ZM257 48V49H256ZM0 49H2L1 48V45H0ZM46 49V53H44V50ZM97 49V50H96ZM101 49V50H100ZM215 51H214V50ZM216 49H218V50H216ZM7 50V51H6ZM20 50V51H19ZM22 50V51H21ZM43 50V52H42V54H41V51ZM86 52H85V51ZM92 50V51H91ZM94 50H96V52L98 53V51H101V52H99L98 54L97 53H94L95 51ZM48 51V52H47ZM52 51V52H51ZM54 51V52H53ZM68 51V52H67ZM80 51H82V52H80ZM214 51V52H213ZM227 51H229V52H227ZM8 52V53H7ZM16 52V53H15ZM20 52V53H19ZM39 52V54H37ZM50 52V53H49ZM84 52V53H83ZM91 53V55H89V56H87V54L88 53ZM213 52V53H212ZM29 53V54H28ZM87 53V54H86ZM159 53H160V55H159ZM231 53V54H230ZM5 54V55H4ZM9 54V55H8ZM47 54V55H46ZM53 55V56H56L55 57V59H54V57L52 58V56L51 55ZM81 54V55H80ZM82 54H83V56H82ZM97 54V55H96ZM259 54V55H258ZM7 55V56H6ZM18 56V58H16V56ZM36 55H38V56H36ZM44 55L46 56V58H48V59H50L51 60V62H50V60H49V62H47V61H45V62H47L46 64L49 66V65H51V66H49V68H48V66H46V64H44ZM58 55H59V57H58ZM3 56V57H2ZM10 56V57H9ZM27 56V57H26ZM39 56H40V58H39ZM50 56V57H49ZM85 56H87L86 57V59L87 60H85L86 62H84V61H82V60H84L85 59ZM96 56V57H95ZM109 56H111V58L109 57ZM219 58H218V57ZM234 56V57H233ZM35 57V59H33ZM78 57H80L79 59H78ZM81 57H82V59H81ZM84 57V58H83ZM109 57V58H108ZM113 57V58H112ZM37 58V59H36ZM42 58V59H41ZM45 58V60H48V59H46ZM62 58H63V61H62ZM90 58V59H89ZM98 60H96V59ZM239 58V59H238ZM16 59V60H15ZM19 61H18V60ZM31 59H32V61L34 62L35 60H37L36 62H35V64H36V66H35V64L33 63V62H31ZM77 59V60H76ZM108 59V60H107ZM217 59H218V61H217ZM244 59V60H243ZM43 60V61H42ZM79 60V61H78ZM90 60V61H89ZM101 60V59H100ZM246 60V61H245ZM54 61V62H53ZM68 61V62H67ZM238 61V62H237ZM41 62V63H40ZM64 62V64H62V63ZM81 62V63H80ZM216 62H217V64H216ZM24 63V64H23ZM58 63V64H57ZM69 63V64H68ZM78 63V64H77ZM34 64V65H33ZM42 64V65H41ZM53 64H55V65H53ZM62 64V66H66L65 68L63 67L62 69H60L61 67H60V65ZM219 64V65H218ZM237 64V65H236ZM40 65H41V68L43 69H41L40 70ZM84 65V66H83ZM217 67H216V66ZM27 66V65H26ZM45 66H46V69H50V71L53 73V72H56V73H58V75L59 76H57V74L56 73H50V71L49 70H46L45 69ZM83 67V68H82ZM223 67V68H222ZM242 67H243V70H242ZM71 68V69H70ZM213 68V70L215 71V69ZM226 68V69H225ZM241 68V69H240ZM34 69L35 70H38L36 73L35 72H31V71H34ZM56 69H57V71H56ZM73 69V70H72ZM82 69V70H81ZM225 69V70H224ZM23 70V71H24ZM54 70V71H53ZM68 70V71H67ZM75 70V71H74ZM78 70V71H77ZM254 70V71H253ZM256 70V71H255ZM22 71V72H23ZM42 73V74H40V72ZM50 73V75L48 74V72ZM61 71V72H60ZM79 71H80V74H78L79 73ZM250 71V72H249ZM260 71L261 72H263V73H260ZM31 73L30 75L28 74V73ZM68 72V74H69V72H70V75H66L65 73H67ZM78 72V73H77ZM46 73H47V75H46ZM77 74V76L79 77V78H81V79H78V77L76 78V77H74L76 74ZM28 74V75H27ZM56 74V75H55ZM230 74H231V72H230ZM239 74V75H238ZM34 75V76H33ZM44 75H46V77L44 76ZM52 75H54V76H52ZM61 75V76H60ZM241 75V76H240ZM29 76V78L28 79H24V78H27ZM30 76H31V78H33V79H30ZM234 76V77H235ZM39 79H38V78ZM49 79H48V78ZM55 77V78H54ZM71 77V79H72V82H71V80L69 79ZM76 78V79H75ZM249 78V79H248ZM258 78V79H257ZM24 79V80H23ZM43 84V85H45V87H46V89H47V87H48V89H47V91H46V89H44L43 90V88H45L44 86L42 87V84L38 81V80ZM43 79V80H42ZM46 79H48V80H51V81H54V80H56V81H54L53 83H51V81H48V80H46ZM63 79H64V81H63ZM65 79H66V81H65ZM246 79H247V81H246ZM32 80H34V82H33V84H32ZM38 81V83H35L36 81ZM59 80H61L62 81V84H63V82L65 83V86H64V84L62 85L61 84V81H60V83H59ZM68 80H70V82L68 81ZM76 80V81H75ZM255 80V81H254ZM48 81V82H47ZM57 81H58V83H57ZM76 82V83H74V82ZM251 81H252V83H251ZM254 81V82H253ZM23 82V83H22ZM27 82V83H26ZM30 82H31V84H30ZM248 82H247V84H248ZM35 83V84H34ZM40 83V84H39ZM69 83V84H68ZM72 83H74V84H72ZM94 82H92V81H90V84H93ZM30 84V85H29ZM37 84H39L38 86H37ZM52 85V89H51V87H49L48 85ZM58 84V85H57ZM72 84V85H71ZM254 84V85H253ZM263 86H262V85ZM26 85V86H25ZM37 86V90H35L34 88L35 87H32V86ZM58 86V87H56V86ZM64 86L63 88H64V90H63V88H62V86ZM75 85V86H74ZM31 86V87H30ZM72 87V88H70V87ZM74 86V87H73ZM248 86V87H247ZM258 86H259V89H258ZM40 87H42V88H40ZM53 87H55L54 88V91H53ZM67 87V88H66ZM254 87V88H253ZM56 88H59V90L58 89H56ZM73 88H74V91L75 92H73ZM247 88V89H246ZM263 88V89H262ZM49 89H51L53 92H57L56 94L59 96H56L53 92H50L51 90H49ZM72 91V92H70L71 93V95L70 96H68L67 97V95H69L70 93H69V91L70 90ZM87 89V90H86ZM254 89H255V91H254ZM27 90V89H26ZM32 90H34V91H32ZM59 91V93H60V91H61V93L59 94L58 93V91ZM63 90V91H62ZM67 90H69V91H67ZM83 92H82V91ZM251 90H253L252 92H251ZM256 90H258V91H256ZM263 90V91H262ZM35 91H37V92H35ZM42 92V94H41V92ZM46 91V92H45ZM66 91V92H65ZM82 92V95H81V92ZM85 91H86V93H85ZM136 91L137 92H139V93H141V94H146L147 92H148V88L146 87V86H143V85H137V87H136ZM248 91V92H247ZM259 91H260V93H259ZM9 92H11L10 90H5V91H3V96L2 97H7L8 96V93ZM40 94H39V93ZM43 92H45V93H48V94H45L44 95V93ZM65 92V97L62 95L63 93ZM250 92V93H249ZM253 92H255V94H257V92H258V96L257 95H255ZM38 95H37V94ZM52 93V94H51ZM73 93V94H72ZM75 93H77L78 95L76 96V94ZM79 94H80V96H82V98L79 96ZM248 94V95H247ZM255 96H254V95ZM261 94V95H260ZM43 95V96H42ZM50 95L52 96V95H54L53 97H50ZM92 95V96H91ZM42 96V97H41ZM72 96V97H71ZM73 96H74V98L75 99H78V96L80 97L79 98V102L81 103H79V102H77L78 104H80L81 106H78V104H74V102H73V105L71 104L72 103V100L74 99L73 98ZM91 96V97H90ZM246 96V97H245ZM252 96V97H251ZM257 96V98H255ZM59 98V99H55V102H59L60 104H63L64 103V101L62 100V97H64V99L65 98H68L67 100L65 99V101L67 102H65V104H63V105H60V106H56L57 105V103H56V105H55V102H53V100H54V98ZM70 97V98H69ZM248 97L249 98H253V100L254 101H256V102H254L253 100H251V99H248ZM260 97V98H259ZM60 98H61V100H62V102L63 103H61V101H60ZM73 98V99H72ZM91 98V99H90ZM72 99V100H71ZM75 99H74V101H75ZM90 99V100H89ZM257 99H258V101H257ZM260 99V100H259ZM246 100V101H245ZM247 100H249V102L247 101ZM69 101V102H68ZM71 101V102H70ZM245 101V102H244ZM76 102V101H75ZM249 104H248V103ZM251 102V103H250ZM50 103V104H51ZM69 103V105H71V106H74L75 105V107H71V108H73V109H70V107H68L67 106V104ZM92 103V104H91ZM246 103L248 104V105H246ZM243 104H245L244 106H245V109L243 108ZM65 105L67 106V108L68 109H70V110H72V111H69L66 107H65ZM77 105V106H76ZM253 105V106H252ZM58 107V108H56V107ZM83 106V107H82ZM242 106V107H241ZM247 106V107H246ZM250 106H252L253 107V109H251V107L249 108ZM61 107V108H60ZM77 107V108H76ZM78 107L80 108V109H78ZM64 108H66V109H64ZM31 111L32 109L34 110H32L31 112H33V113H31L30 114V112H29V110ZM58 109H59V111H58ZM62 109V110H61ZM91 109V110H90ZM242 109V110H241ZM245 111H244V110ZM86 110V112H84ZM239 110H241V111H239ZM62 111V112H61ZM64 111H65V113H64ZM70 113H69V112ZM74 111H78L77 113H75ZM79 111H80V113H79ZM239 111V113H237ZM35 112V113H34ZM71 112L73 113L72 115H71ZM242 112V113H241ZM38 115V117H39V120H38V118H37V116H35V115ZM64 114H65V116H64ZM74 114H75V116H74ZM80 114H81V116H80ZM247 115V116H243V115ZM44 117H43V116ZM68 115H69V118H70V120H69V118L68 119H66L67 117H68ZM80 117H79V116ZM35 116V117H34ZM40 116H42V118L40 117ZM241 116V117H240ZM33 117V118H32ZM52 117V118H51ZM63 117H65V118H63ZM240 117V118H239ZM243 117V118H242ZM9 119H13L14 118V115H13V113H10V115H9V117H8ZM37 118V119H36ZM45 118V119H44ZM50 118H51V120H52V122H51V120H50ZM55 118V119H54ZM80 119V122L78 123V121H79V119ZM90 118V119H89ZM41 119V120H40ZM47 119H49L50 121L48 122V120ZM59 119V120H58ZM78 119V120H77ZM243 119V120H242ZM245 119V120H244ZM44 120H46L45 122H44ZM57 121V122H55L56 124H59V125H56L53 121ZM67 120V121H66ZM86 120H88L87 121V123L86 122H84V121H86ZM89 120H90V122H89ZM241 120V121H240ZM34 122V123H35ZM61 122H63V124H61ZM65 122V123H64ZM239 122V123H238ZM240 122H242V124H240ZM41 123V124H40ZM45 123V124H44ZM47 123H48V126H46L47 125ZM52 123L53 124H55V127H53L52 126ZM68 123V124H67ZM70 123V124H69ZM82 123H85V125L86 126H84V124H82ZM40 124V125H39ZM44 124V125H43ZM76 124H77V126H76ZM79 124H80V126L81 125H83V126H81V127H83V131H84V133H82L83 131H82V128L79 126ZM61 125H66L67 127H65L64 126V128H67V129H64L63 128V126L61 127ZM68 125H69V127H68ZM45 126V129H46V127H47V130L50 132H45L44 133V131H47V130H43V127ZM58 126V127H57ZM73 126V127H72ZM49 127V128H48ZM53 127V128H52ZM70 127H72V128H70ZM79 127H80V129H79ZM84 127H86V128H84ZM241 127H243V128H241ZM54 128H59L58 130H60L59 131V134H58V130L57 129H55L56 131H53V133H52V131L51 130H54ZM70 128V129H69ZM39 129V130H38ZM63 129V130H62ZM72 129H76V132H75V134H74V131L75 130H73L72 131ZM77 129H79V130H77ZM85 129L87 130V131H85ZM37 130L39 131V132H37ZM41 130H43L42 132L44 133H42L41 132ZM78 131H81V133H80V135H79V132ZM121 131V130H120ZM119 131V132H120ZM55 132V133H54ZM71 132V133H70ZM122 132V131H121ZM38 133H39V135H38ZM52 133V134H51ZM123 133V132H122ZM41 134V135H40ZM70 134H72L71 136H70ZM85 134V135H84ZM120 134V133H119ZM46 135H50V139H49V137L48 136H46ZM51 135H53L52 137H51ZM84 135V136H83ZM89 135V136H88ZM241 135V136H240ZM244 135V136H243ZM54 137V138H53ZM59 137V138H58ZM72 139H71V138ZM75 137V138H74ZM48 138V139H47ZM52 138V139H51ZM56 138V140H54ZM62 138V139H61ZM82 138H83V140L85 141V143L88 145H85V143H83V141H82ZM58 139H60V141H58ZM50 140H51V142H50ZM53 140V141H52ZM68 140V141H67ZM75 140V141H74ZM57 141V142H56ZM64 142V143H61V142ZM69 141H72V143L71 142H69ZM74 141V142H73ZM79 141H80V143H79ZM89 141V142H88ZM69 142V143H68ZM76 142V143H75ZM77 142H78V144H77ZM73 144V145H72ZM80 144V145H79ZM65 146V148H64V146ZM69 146V147H67V146ZM72 145V146H71ZM82 145V146H81ZM63 146V147H62ZM76 146V148L74 149V147ZM81 146V147H80ZM83 147H84V149L86 148V151L83 149ZM61 148H63V149H61ZM69 148H72V149H74L73 151H71ZM82 148V149H81ZM102 148V145H99V146H97L96 147V150H98V151H100L101 152V150H102V152H105V149H101ZM62 150V151H61ZM80 151H82V152H84V156H82L83 155V153L82 152H80ZM187 151V150H186ZM66 152H68L67 154H66ZM4 152L0 149V166L1 167H4V168H1V170H0V184H2L3 182V184L4 185H0V209H1V211H0V215L1 216H3L2 214L3 213H5V211H13V210H15L16 209V205L17 204H26L27 205V207H28V212L24 215V219H25V221H26V226L28 227V228H31V226H32V224H33V228H37V229H39L40 230V228H42V226H44V227H46V230H51L52 229V225H53V223L57 220V219H59L60 221H61V225H60V229H59V233H60V235L57 237V239H56V242L57 243H60V244H62V243H66V242H68V241H73V243H78V242H80L79 243V245L78 244H76V246H77V249L79 248V249H81L82 247H84V248H82L80 251L81 252H83V253H81V256H82V254H86L85 256H86V258L85 257H81L80 258V264H84V262L83 261H86L85 263H87L88 264V262H89V264L91 263V262H97L96 264H99V262H101V264H176L175 263V259H178L179 258V256L177 255L178 254V252H177V250L176 249H178V250H181V248H182V243H180V244H172V243H170V244H172L174 247H176V249L175 248H173V249H171L172 247L171 246H169L168 247V245H163V246H159V250L158 251H152L150 248H148V246H146L145 244H142V243H136L132 248H131V250H130V255L128 256V257H125V255H126V252H127V250H128V247L130 246V243H129V241L126 239V241H124V237H125V235L123 234V233H120L121 232V230L119 229V227H118V225H117V221H119V220H121V219H118L119 217H115L114 218V221H112V222H110V221H107V220H105L102 216H101V214L100 213H98L99 215H96L97 217H99V218H96L95 216H94V214H97V212L96 211H93V210H88V211H83V210H81V209H78V208H76L75 210H74V206L72 205V204H70V202L69 201H62L61 199H59L60 200V205H59V200L57 201H54L53 203H50L49 204V206L50 207H47V208H44V205H46L47 203H48V201L49 200H47V198L48 199H50V197H52L53 195H54V190H52L53 189V186L52 185H50V184H46L47 182L43 179V178H41V177H39V176H37L35 173L33 174L32 173V171L31 172H29L30 170L28 169V168H26V167H22V166H20L18 163H17V160H16V158H13V159H15L14 161H13V159H12V157L11 156H9V155H7V154H3ZM186 153V155L188 156V154H189V156L188 157H190L191 158V160L193 159L194 160V158H196L197 157V154L195 155V153H191L192 155H194L193 156V158H192V156H191V154L190 153H188L187 154V152H185ZM66 154V155H65ZM179 155H181V156H183V154H179ZM178 155V156H179ZM2 156V157H1ZM8 156V157H7ZM3 158V159H2ZM9 158V159H8ZM12 160H11V159ZM180 158V157H179ZM9 160V161H8ZM11 161V162H10ZM13 161V162H12ZM7 162V163H6ZM16 162V163H15ZM1 163H2V165H1ZM152 163H150V165H151ZM226 164V170H228L227 171V173H229V172H231L232 171V163L230 162V163H228V162H226L225 163ZM5 165V166H4ZM7 165H8V167H7ZM15 165H17V166H15ZM129 164L128 163H126L125 164V166H128ZM148 165V164H147ZM146 164L144 165V167H142L144 170H143V172L141 171L139 174H140V176L142 177V175H143V178H142V180H139L138 181V184H140V185H137V187L134 189V191L131 193V194H129L128 195V197H127V199H128V201H130V202H132V200L134 199V198H136L135 200H133V202L135 201L136 203H138V201H139V206L140 207H142V209L139 207V211L137 212V214H138V216L137 217H134L136 220H138L140 223H143V225H145L144 223V221H143V219H142V216H143V213H145V212H148V210H150L151 208V206L152 205H155V204H159V206L160 207H162V206H164V208L162 209V212H163V215H165V214H168L169 213V211H171V207L172 206H174L176 203H174L171 199H169V198H166V197H164V195H163V192H161L162 193V195H158V193L160 192V190H157V194L156 195H158V196H156V195H152V194H155L154 193V191H156V189H159V187H157V188H155L154 187V185L152 186V182L150 181V180H148L147 179V181L146 180H143L144 178H146V177H149V175L152 177V175H156V176H154L155 178H158V177H161L162 176V174L158 171V169H159V167H158V164H156L155 166H154V168H153V165L151 166L152 168H150V166L148 165L147 166ZM146 166V167H145ZM10 167V168H9ZM18 167V168H17ZM22 167V170L23 171H21V168ZM104 167H105V165H104ZM6 168L8 169V171L6 170ZM13 168V169H12ZM16 168H17V171H16ZM26 168V169H25ZM4 169H5V171H4ZM12 169V170H11ZM19 169V170H18ZM152 169V170H151ZM13 170H15V171H13ZM26 170V171H25ZM108 170H109V168H108ZM148 170H150L152 173H149L148 172ZM231 170V171H230ZM3 171V172H2ZM7 171V172H6ZM13 171V172H12ZM25 171V172H24ZM177 172H176V174L177 173H179L180 171L179 170H176ZM198 170H194L193 172H194V174H193V177H192V179H188V181L185 179L184 180V178H183V175L181 174V175H178L180 178H179V180H177V178H178V176L175 174V172H173V173H171V175H172V177H171V179H172V183H173V188L175 189V191H177V188L179 189L178 190V193L181 191V194H182V197L181 198H183L186 194H189V195H187V197H189V198H187V197H185V198H183V199H181L180 198V202H183L184 203V205H186L187 207H191V206H193L194 204L196 205V206H198V205H200L199 207H204V206H206V205H204V206H202L203 204H207V207H208V205L209 204H214V202L218 199V192H221L223 189H224V186L222 185V184H219V183H217L216 185H213V184H210L208 181H207V177H206V175H205V173L204 172H202V171H198ZM5 172V173H4ZM28 174H27V173ZM200 172V173H199ZM1 173H3V174H5V175H2ZM8 173V174H7ZM16 173V174H15ZM30 173H32V174H30ZM145 173V174H144ZM148 175H147V174ZM155 173V174H154ZM210 173H211V171H210ZM214 173V172H213ZM213 173H211L212 175H213ZM10 174V175H9ZM11 174H12V176H11ZM17 174H20V175H17ZM21 174H24L23 176H21ZM112 174V176H114V177H112V179H114V178H116V179H114L113 180V182L115 181V185L117 184V182H119L120 180H118L119 178H117V176L115 177V175H116V173H111ZM142 174V175H141ZM180 174V173H179ZM205 176H204V175ZM14 175H16L15 177H14ZM29 175H31L32 176V178H30L31 179V183H29V178L28 177H30ZM33 175H35L36 177H38V178H36L35 176H33ZM176 175V176H175ZM216 174L214 173V175L213 176H215ZM4 176V177H3ZM8 176H10V177H8ZM20 176V177H19ZM28 176V177H27ZM8 177V178H7ZM14 177V178H13ZM17 177V178H16ZM23 177V178H22ZM28 179H27V178ZM36 179H35V178ZM153 177V178H154ZM176 177V178H175ZM7 178V179H6ZM19 178V179H18ZM25 178V179H24ZM40 178V179H39ZM182 178V179H181ZM204 178V180H202ZM9 179V180H8ZM15 179H17L16 181H14ZM21 179V181H19ZM23 179V180H22ZM10 180H12V181H10ZM25 180V181H24ZM38 180V181H37ZM40 180V181H39ZM197 180V181H196ZM199 180H200V182H199ZM7 181H9V182H7ZM14 181V182H13ZM117 181V182H116ZM144 182V184L147 186V188L144 186V184H143V182ZM187 181V182H186ZM189 181H190V183H189ZM2 182V183H1ZM141 182H142V185H141ZM192 182H193V184H192ZM7 183V184H6ZM13 185H12V184ZM146 183H148V185L146 184ZM151 183V184H150ZM209 184V185H206V184ZM33 184H35V185H33ZM37 184V185H36ZM40 184V185H39ZM43 184V185H42ZM188 184H190L191 186L190 187H187V185ZM12 185V186H11ZM33 185V186H32ZM39 185V186H38ZM46 185V186H45ZM119 184H117V186H118ZM185 185H186V187L188 188H185ZM195 185V188L193 187ZM204 185V186H203ZM34 186H36V187H38L37 189L36 188H34ZM182 186V187H181ZM184 186V187H183ZM189 186V185H188ZM209 186V187H208ZM217 186V187H216ZM223 186V187H222ZM7 187V188H6ZM26 187L29 189L28 191H27V189H26ZM40 187V188H39ZM45 187V188H44ZM176 187V188H175ZM181 188V190H180V188ZM210 187H213V189L211 188L210 189ZM214 187H215V190L217 189V192L214 190ZM3 188V189H2ZM5 188V189H4ZM14 188V189H13ZM149 188V189H148ZM152 188H154V189H152ZM185 188V189H184ZM194 188V190H191V189H193ZM8 189V190H7ZM10 189V190H9ZM15 189H16V192H15ZM34 189V190H33ZM144 189H147L149 192H146L145 193V191L146 190H144ZM152 189V190H151ZM183 189V190H182ZM205 189L206 190H208L207 192L205 191ZM3 190V191H2ZM41 190V191H40ZM151 190V191H150ZM189 190L191 191V192H189ZM203 190V193H199V191L201 192ZM213 192H212V191ZM35 191V192H34ZM37 191V192H36ZM53 191V192H52ZM136 191H138L137 192V194L135 193ZM140 191V192H139ZM153 191V192H152ZM207 193V194H205V192ZM209 191L211 192V193H209ZM214 191L217 193V197H216V195H215V193H214ZM25 192H27V193H25ZM9 193V194H8ZM21 193H25V194H21ZM145 193V194H144ZM150 193V194H149ZM160 193V194H161ZM185 193V194H184ZM191 193V194H190ZM214 193V194H213ZM21 194V195H20ZM35 194V195H34ZM197 194H199V195H197ZM10 195V196H9ZM30 195V196H29ZM44 195V196H43ZM130 195H131V197H130ZM149 195V196H148ZM151 195V196H150ZM190 195H192V197H193V199L192 200H190V198H192ZM194 195H195V197H194ZM210 195H212V196H210ZM8 196V197H7ZM21 196V197H20ZM29 198H28V197ZM145 196V197H144ZM154 196H156L157 197V200H156V197H154ZM207 196H209V197H207ZM4 197V198H3ZM20 197V198H19ZM25 197H27V198H25ZM36 197H38L39 199H41L42 197H43V199H44V201H46V202H44V203H42V202H40V200L39 199H37ZM47 197V198H46ZM200 197V198H199ZM205 197H206V199H207V201L205 200ZM212 197V198H211ZM216 197V198H215ZM107 198H108V200H111V201H113L112 199H114V197L113 196H107ZM137 198H139V200L137 199ZM142 198H143V200H142ZM145 198V199H144ZM147 198V199H146ZM161 198H163V199H165L166 201H164L163 199L162 200H160ZM204 198V199H203ZM208 198H209V200H208ZM4 199V200H3ZM7 199V200H6ZM8 199H9V202H8ZM18 199V200H17ZM149 199V200H148ZM185 199H189V201H191L192 203L190 204L189 202H188V200H185ZM202 199H203V202H202ZM24 200V201H23ZM36 200H38V203L40 204H38L37 203V201ZM93 200V202L96 204V205H98V206H100L103 210H106V211H108L106 208H104L103 206H101L97 201H95L94 199H92ZM17 201V202H16ZM62 201V202H61ZM148 201V202H147ZM150 201H152V202H150ZM153 201H156L157 203H155V202H153ZM206 201V202H205ZM5 202V203H4ZM11 202V203H10ZM35 202V204H37V205H35V204H33ZM64 202V203H63ZM132 202V203H133ZM134 202V205L136 204ZM145 202H147V204H146V206H147V208H146V206H145ZM199 202H200V204H199ZM201 202H202V205H201ZM1 203H2V205H1ZM4 203V204H3ZM61 203L62 204H64V205H61ZM194 203V204H193ZM138 204H136L137 206H138ZM164 204V205H163ZM167 204H169L168 206H167ZM193 204V205H192ZM235 205H236V207L239 209V210H241V206H240V204L238 203V202H235L234 203ZM71 205H72V208H71ZM143 205V206H142ZM211 205V206H212ZM64 206V207H63ZM150 206V207H149ZM166 206V207H165ZM210 206V205H209ZM29 207H30V210H29ZM38 207V208H37ZM62 207H63V209H62ZM74 207V208H73ZM144 207V208H143ZM168 207V208H167ZM170 207V208H169ZM5 208V209H4ZM40 208V209H39ZM50 211H49V210ZM70 209H73V210H70ZM167 209H169V210H167ZM208 208H206V210H207ZM36 210V211H35ZM66 210V211H65ZM38 211V212H37ZM1 212H3V213H1ZM32 212H34V213H32ZM109 212V211H108ZM64 215H63V214ZM69 213V214H68ZM165 213V214H164ZM205 213V212H204ZM209 213V212H208ZM208 213H205V214H208ZM42 214V215H41ZM142 214V215H141ZM5 215V214H4ZM67 215H69L68 217H67ZM0 216V217H1ZM40 216V217H39ZM94 216V217H93ZM38 217V218H37ZM31 218V219H30ZM35 219V220H34ZM99 219V220H98ZM33 220H34V222H33ZM37 220H38V222H37ZM100 220H102V221H100ZM37 223H36V222ZM39 221H40V223H39ZM63 221H64V223H63ZM105 221H107L106 223H104ZM6 222V223H5ZM101 222V223H100ZM197 222L198 223H200L201 222V218H198V220H197ZM1 223L5 226H2L1 227ZM34 223H36V225L34 224ZM102 223H104L103 225H102ZM114 223H115V225H114ZM8 221H7V218H6V216L4 217H1L0 218V264H5V263H7V264H13V263H15V264H21L22 263V257H21V255L20 254H16V250H14L15 252H12L13 251V249L14 248H12V246H11V250L12 251H10V252H12L11 254L13 255L14 254V257H12V255L10 254V255H8V248L10 247V242H9V244H7L8 242L7 241H5V240H7V239H10L11 238V232H10V228L8 227ZM29 224H30V227H29ZM48 225V226H47ZM126 225H128L129 226V224L127 223ZM106 226H107V228H106ZM113 226H115L117 229H119V233L117 232L118 230L116 229V228H114ZM146 226V225H145ZM8 227V228H7ZM73 227V228H72ZM108 227L110 228L111 227V229H112V227H113V229L112 230H109L108 229ZM4 228L6 229L5 231H3L4 230ZM130 229H131V231L132 232H134L135 234H137V235H140V236H143V237H145V235H143L140 231H138L137 229H135V228H133L131 225H130V227H129ZM80 229V230H79ZM115 229V231H113ZM208 228H207V226H205V231L207 230ZM117 230V231H116ZM10 232V233H9ZM39 232V231H38ZM79 232V233H78ZM82 232V233H81ZM113 232H115V235H114V233ZM2 233H4V234H2ZM40 233V232H39ZM10 234V235H9ZM84 234V235H83ZM78 235H80V237L78 236ZM117 235H120V236H122V239H120L121 237L120 236H117ZM81 236H82V238H81ZM84 236L86 237V238H84ZM92 236L94 237V239L92 238ZM124 236V237H123ZM87 237H89V239L87 238ZM72 238H73V240H72ZM81 239V240H80ZM92 239H93V241H92ZM1 240H3V241H1ZM76 240V241H75ZM85 240V241H84ZM95 240H98V241H96V242H94ZM115 240V241H114ZM9 241H12V239H10ZM81 241H82V244H81ZM91 242V246H93V247H91L90 246V242ZM5 243V244H3L2 245V243ZM84 242V243H83ZM89 242V243H88ZM124 242V243H123ZM89 245H88V244ZM95 243H97V244H95ZM81 244V245H80ZM117 244V245H116ZM87 247V249L85 248V246ZM101 245V246H100ZM7 248H6V247ZM75 246V245H74ZM81 246V247H80ZM90 246V247H89ZM139 246V247H138ZM4 247V248H3ZM88 247H89V249H88ZM96 247V248H95ZM3 248V249H2ZM140 248V249H139ZM10 249V248H9ZM135 249H137L136 251H135ZM138 249L140 250V251H138ZM168 249V250H167ZM84 250H87V251H85L84 252ZM92 250V251H91ZM96 250V251H95ZM100 250H102V253L101 252H99ZM106 250H108V251H106ZM170 250V251H169ZM176 250V251H175ZM88 251H91V252H89L90 253V255L88 256ZM103 251H105V252H103ZM110 251V252H109ZM174 252V253H172V252ZM6 252V253H5ZM95 252H97L96 253V255H94L95 254ZM139 252V253H138ZM177 252V253H176ZM29 253V252H28ZM88 253V254H87ZM138 253V254H137ZM172 253V254H171ZM252 253H254V254H252ZM5 254H7L9 257H10V259H7L6 260V258H7V256H5ZM31 254V253H30ZM30 254H28V258H25V260H28L30 257H31V255ZM99 254V255H98ZM101 254V255H100ZM136 254H137V256H136ZM93 255V256H92ZM102 255L104 256L103 258H102ZM173 255H177L176 257L175 256H173ZM5 256V257H4ZM16 256V257H15ZM97 256H99V258L97 257ZM107 256V257H106ZM136 256V257H135ZM155 258H154V257ZM90 257H91V259H90ZM95 257V258H94ZM261 257H262V251L259 249V246H257L255 243H252L251 245H250V247H249V251H248V258H249V261L252 263V264H260L259 263V261L261 262ZM11 258H12V261H10L11 260ZM14 258H15V260H16V262H14L15 260H14ZM19 258V259H18ZM61 257L58 255V256H56L55 258H54V260H53V264H56V263H60V264H79L78 262H76V261H72L73 259H68V258H65V259H60ZM87 258H89L90 260H92V261H89V259H87ZM94 258V259H93ZM105 258V259H104ZM114 258V259H113ZM59 259H60V261L61 262H59ZM84 259V260H83ZM105 260V263H104V260ZM6 260V261H5ZM103 260V261H102ZM181 260V259H180ZM18 261V262H17ZM82 261V262H81ZM5 262V263H4ZM11 262V263H10ZM76 262V263H75ZM116 262V263H115ZM51 263V264H52ZM94 263V264H95ZM40 264H42V263H40ZM91 264H93V263H91Z\"/></svg>", "mask_w": 264, "mask_h": 264}]
</instances>
